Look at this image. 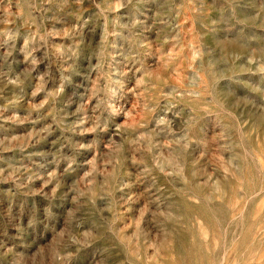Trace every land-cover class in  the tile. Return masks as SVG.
I'll list each match as a JSON object with an SVG mask.
<instances>
[{"label": "rangeland", "instance_id": "rangeland-1", "mask_svg": "<svg viewBox=\"0 0 264 264\" xmlns=\"http://www.w3.org/2000/svg\"><path fill=\"white\" fill-rule=\"evenodd\" d=\"M0 264H264V0H0Z\"/></svg>", "mask_w": 264, "mask_h": 264}]
</instances>
